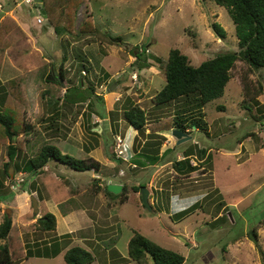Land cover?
<instances>
[{
    "label": "rangeland",
    "instance_id": "rangeland-1",
    "mask_svg": "<svg viewBox=\"0 0 264 264\" xmlns=\"http://www.w3.org/2000/svg\"><path fill=\"white\" fill-rule=\"evenodd\" d=\"M24 1L0 0V20L7 14L13 16L27 34L6 52L0 73V105L3 82L23 75L30 102L27 119L36 130L31 147L20 151L10 165L14 178L6 177L0 191L3 198L11 196L10 203L0 202V223L11 213L26 248L29 245L33 251L31 257L13 264H68L66 250L56 257L34 256L44 240L56 238H47L52 233L41 229L38 219L46 211L54 213L60 232V212L83 202L79 199L82 194L74 191H86L84 204L90 202L92 175L100 177L104 187L144 184L150 191L152 210L144 205L142 190L135 193V203L129 199L132 190L123 203L102 190L99 204H108V208L94 212L92 205L88 215L93 221L87 220L82 232L65 234L63 241L60 238L62 247L70 243V248L90 247L95 260L88 264H136L128 256L135 231L183 254L185 264H264L259 247L264 250V224L258 229V242L250 235L264 214V68L238 60L224 95L201 108L186 97L155 104L151 97L165 85V74L158 63L153 72L138 68L134 56L135 50L144 53L141 51L148 48L149 56L168 59L169 51L179 48L192 64L199 65L218 53L239 51L235 24L227 9L214 0H85L76 26L88 10L98 33L59 36L41 12L43 3L37 7V2ZM215 21L225 28V38L213 30ZM108 32L122 36L131 50L110 44ZM61 68L65 78L60 76ZM244 79L252 93L263 86L258 104L247 99ZM131 104L144 108L148 121L137 140L143 143L141 153L134 158L129 154L127 159L117 151L131 141L129 123L123 117ZM191 114L205 129L192 128L194 116L189 117L188 137L182 142L172 134L174 128L157 132L148 128L156 119L174 121ZM103 127L110 128L101 130ZM247 131L252 135L243 139ZM45 143L75 157H93L102 168L80 172L52 160L48 171L24 172L30 157ZM167 145L165 157H160ZM7 153V145L0 144V171ZM152 155H159V160L153 163ZM179 161L185 169L191 165L196 170H179ZM32 195L44 197L36 215ZM91 197L98 200L93 194ZM150 264H154L152 259Z\"/></svg>",
    "mask_w": 264,
    "mask_h": 264
},
{
    "label": "trees",
    "instance_id": "trees-1",
    "mask_svg": "<svg viewBox=\"0 0 264 264\" xmlns=\"http://www.w3.org/2000/svg\"><path fill=\"white\" fill-rule=\"evenodd\" d=\"M84 1L42 0L45 11L44 16L57 35L74 36L98 33L99 28L95 25L93 13L88 10L85 11L80 25L78 27L76 26L78 11ZM214 1L218 5L225 7L230 14L236 28L239 51L218 53L214 57L204 60L199 65H194L191 63L188 55L183 53L179 48H172L169 51L168 59H164L158 55L149 56L146 49L141 51L144 53H139L135 50L134 56L136 57L138 68L150 67L152 64L149 59H153L159 64L160 69L165 74V85L151 97L152 102L155 104H164L178 100L181 97H186V99H192L191 104H195L201 108L208 102L224 95L226 86L232 77V70L238 60H245L255 68H264V0ZM34 5L40 7V4L35 3ZM212 28L220 38L226 37V30L219 22H213ZM26 35V32L13 16L7 14L0 20V73L7 50L19 40L25 38ZM106 37L110 44L131 50L128 42L124 41L122 36L113 35L108 32L106 33ZM60 76L65 78L62 68ZM246 79L243 81L244 93L247 99L258 104L257 97L262 93L263 86L261 85L258 91L252 93ZM2 90L0 105V144L7 145L8 157L5 159L3 169L0 171V174L3 176L2 179L0 177V191L4 187L6 177L14 178V173L10 172V165L18 157L20 151L31 147L30 143L36 131L34 125L27 119L30 102L24 76L18 75L6 80L3 82ZM68 92L69 87L66 89L65 96H67ZM244 107L249 109L247 104ZM220 108L222 109L223 107L221 106ZM192 114L191 116L185 117L180 115L174 121L156 119L149 124L148 128L152 132L172 128L186 132L189 126L188 119L194 116ZM123 117L130 126L137 130L133 141L134 150L135 146L138 145L137 140L139 135L145 132L148 121L147 113L140 105L131 104L124 109ZM190 125L192 128L205 129L204 124L197 116L192 118ZM251 135L252 132L247 131L243 135V139ZM136 154L134 152L131 158H134ZM150 157L155 159L154 162L152 161L153 163L159 160V155H152ZM52 160L80 172L100 170L102 168V163L93 157H75L63 152L59 146L53 143H45L41 146L37 154L30 157L23 171H33V173L41 172ZM176 167L179 170H188L189 172L187 173L196 170L195 166L191 165L185 169L182 161H179ZM19 171L22 170L19 169ZM100 179V177H93L89 184V193L97 195L104 190L109 196L119 197L122 203L126 199L127 192H130V190H132L133 194L129 199L134 203L137 202L135 193L140 191L144 186L142 183L139 185L123 183L122 191L115 194L108 191V185L105 187L101 186ZM74 192L86 193V191L79 192L78 189ZM3 200L4 198L0 192V202H5L8 199ZM38 223L44 231H52L56 229V215L51 212H46L38 219ZM15 224V218L9 217L7 214H5L4 220L0 223V264H13L15 260H23L33 255V251L28 248V244L26 248V244L22 240L21 234L16 229ZM261 224H264V214L250 232L251 237L256 242H258V229ZM44 241L41 244L40 250L36 251V253L39 256H42V254H45L46 257L57 256L62 247L61 239L55 238L51 241ZM259 247L264 261V250L260 245ZM128 256L136 264H150V259L153 260L154 264H185L186 261L183 254L162 246L139 231H135L129 240ZM64 259L68 264H88L95 260V256L83 246H72L66 251Z\"/></svg>",
    "mask_w": 264,
    "mask_h": 264
},
{
    "label": "crops",
    "instance_id": "crops-1",
    "mask_svg": "<svg viewBox=\"0 0 264 264\" xmlns=\"http://www.w3.org/2000/svg\"><path fill=\"white\" fill-rule=\"evenodd\" d=\"M23 27H26V26H23ZM149 61L151 62V66L150 67H147V69H145L146 71L148 70V71H151V72H153V70H155V68H156V64H154V63H156L153 59H149ZM135 74V73H134ZM107 124H109V123H107ZM104 128H106V127H103V128H101V130L102 129H104ZM107 128H110V127H107ZM106 128V129H107ZM129 130L131 131V137H130V139H131V141L130 140H128V142L130 143V145H131V147L133 148V141L132 140H134V137H135V135H136V133H137V130L136 129H134L132 126H130L129 125ZM173 131V130H172ZM143 147V143L140 145V142H138V145L137 146H135V148H134V150L132 151V153H134V152H136L137 154H136V156L138 155V154H140L141 152V148ZM168 147H169V145H167L166 146V149H163L162 150V152L159 154L160 155V157H165V155H166V153H167V151H168ZM89 153V152H88ZM192 155H189V156H186L185 158H189V157H191ZM168 161H170V160H168ZM46 167V168H45ZM44 167V169H46L47 171L49 170V166L48 165H46ZM40 173V172H39ZM93 177H94V175H92ZM96 176V175H95ZM96 177H98V176H96ZM100 184H102L101 183V181H100ZM108 185V184H107ZM100 193V192H99ZM99 193L97 194V195H95V194H93V197H97V201H95L92 197H91V194L89 195V196H87V198H88V201L90 200V202H88V203H85L84 204V201H85V199H86V196H80L79 197V199L81 198V201H83L82 203H80V202H78V205H76L75 207H73L72 209H70V210H65V211H62V212H60L61 213V228H60V232H58V222H59V218L58 217H56L57 218V224H56V229H54V230H52V231H50L51 233H52V236L51 237H48L47 236V238H52V237H56V238H61V236H63V235H65V234H72V233H77V232H82L81 230L84 228V226H86L85 224H89L88 223V221H93L92 220V218L91 219H89L90 218V216L88 215L89 214V212H90V209L92 208V205L94 206V212H100V211H102L105 207H106V209L108 208V204L106 205V206H102V205H100V204H102V203H100L99 201H100V197H101V195H99ZM10 197L11 196H8V199H10ZM38 197V196H37ZM82 197H84V198H82ZM5 199L6 198H4V200L3 201H5ZM43 199H44V197H42V196H40V199L38 198V201H39V209H40V212H41V208H40V206H41V204H42V202H43ZM14 200V199H13ZM10 201L11 200H8L7 202H9L10 203ZM47 201H48V199H46V204H47ZM6 202V201H5ZM91 203V204H90ZM100 203V204H99ZM99 204V206H97ZM48 205V204H47ZM26 207V206H25ZM103 208V209H102ZM102 209V210H101ZM46 212H50V211H46ZM45 212V213H46ZM41 217V216H40ZM97 217H99V215L97 216ZM88 220V221H87ZM56 233V234H55ZM77 238V237H76ZM62 239V238H61ZM64 239V238H63ZM63 239H62V241H63ZM75 239V238H74ZM81 242H83L84 240H85V238H80L79 239ZM71 244V243H70ZM70 244L68 245V246H66V247H64V245H63V247L61 248V251H60V253L62 252V251H64V250H68L69 248H70ZM80 245V244H79ZM81 246H83V247H85V244L84 245H82L81 244ZM86 248V247H85ZM88 249V248H87ZM89 250H91V248L89 247ZM65 251V252H66ZM65 252L63 253V254H65ZM34 256H38L39 257V255L37 254V253H35L34 254ZM41 257V256H40ZM56 257V256H55Z\"/></svg>",
    "mask_w": 264,
    "mask_h": 264
},
{
    "label": "water",
    "instance_id": "water-1",
    "mask_svg": "<svg viewBox=\"0 0 264 264\" xmlns=\"http://www.w3.org/2000/svg\"><path fill=\"white\" fill-rule=\"evenodd\" d=\"M35 2H37L38 4H42V0H35ZM43 7V4H42ZM43 14H45V11L42 9L41 11ZM96 130H100V128H95ZM172 134L180 141L182 142L183 140L187 139V135L185 134L184 131H181L180 129H174L172 131ZM129 154L131 155V153L129 152ZM122 185L121 184H116V183H110L108 184L107 188L108 191L113 192L115 194H118L122 191ZM142 199H143V203L146 206V208H148V210H152V206L149 203V195H150V191L147 187L143 186L142 187ZM32 200V204H33V212L34 215L39 213V201L37 199L36 196L32 195L31 197ZM9 210V209H8ZM8 216H11V213L7 212Z\"/></svg>",
    "mask_w": 264,
    "mask_h": 264
},
{
    "label": "built area",
    "instance_id": "built-area-1",
    "mask_svg": "<svg viewBox=\"0 0 264 264\" xmlns=\"http://www.w3.org/2000/svg\"><path fill=\"white\" fill-rule=\"evenodd\" d=\"M24 2L26 4H31V3H34L35 0H25ZM38 20H39V22H41V19H38ZM146 51L149 52L150 50L147 49ZM129 150H130L129 144L128 145L127 144H124L123 145V148L120 149L119 152L117 151L118 156H123V154H124V157H127V159H128L129 158Z\"/></svg>",
    "mask_w": 264,
    "mask_h": 264
},
{
    "label": "clouds",
    "instance_id": "clouds-1",
    "mask_svg": "<svg viewBox=\"0 0 264 264\" xmlns=\"http://www.w3.org/2000/svg\"><path fill=\"white\" fill-rule=\"evenodd\" d=\"M147 49H148V48H146V50H147ZM142 51H143V50H142ZM146 52H147V51H146ZM148 53H150V51H149ZM129 146H130V150H129V151H130V153H131L132 156H133L134 153H132V151H131V145L129 144Z\"/></svg>",
    "mask_w": 264,
    "mask_h": 264
}]
</instances>
